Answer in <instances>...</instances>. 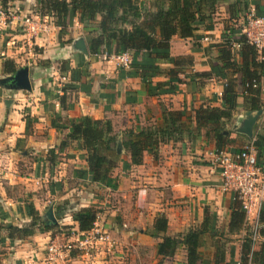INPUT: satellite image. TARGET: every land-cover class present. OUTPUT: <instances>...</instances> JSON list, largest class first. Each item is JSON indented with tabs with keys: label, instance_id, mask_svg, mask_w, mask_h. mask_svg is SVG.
I'll return each instance as SVG.
<instances>
[{
	"label": "crops",
	"instance_id": "crops-1",
	"mask_svg": "<svg viewBox=\"0 0 264 264\" xmlns=\"http://www.w3.org/2000/svg\"><path fill=\"white\" fill-rule=\"evenodd\" d=\"M232 1L216 4L212 29H199V39H170V57L190 58L191 66L178 73L179 82H168L165 73L152 78V95L138 77L128 73L131 69L119 71L111 63L89 56L88 35L76 15L62 30L47 22L46 31L39 33L29 48L20 22L23 15H35L36 2L18 0L6 7L11 18L0 27V79L14 73H3V62L9 60L15 70L27 67L30 90H7L0 85V178L7 179L9 187L19 186L29 203L12 199L0 188V223L16 227L26 224L29 218L24 203L31 205L41 220L51 207L56 227L48 232L34 231L19 240L5 239L8 252L0 259L1 264H39L40 254L50 239L65 231L73 235L78 232L70 213L81 208L96 211V224L116 242V251L102 262L72 253L66 264H186L182 246L171 258L155 256L159 238L150 236L153 220L163 214L165 235L173 237L198 228L204 210L215 216L217 233L202 236L198 264H212L216 239L225 243V264L240 256L242 229L227 233L230 214L239 208L231 193L221 191L220 177L211 158L219 151H238L247 141V132L264 137V113L256 116L257 111L243 109L242 94L237 92V107L231 118L219 126L225 141L219 148L215 146L214 126L197 129L193 119L194 110L200 106L220 107L224 81L206 74L209 66L216 63V45L222 42L223 26L231 24L227 7ZM255 1L264 11V0ZM138 4L145 10H154L153 0H138ZM235 22L241 25V18L235 17ZM204 35L208 42L200 41ZM78 39L83 40L87 55L73 50L72 43ZM234 58L238 61L236 54ZM62 61L67 62V68L78 70V79L71 82L68 78L64 84L69 87L61 105L57 77ZM160 66L172 68L170 64ZM65 75L68 77L69 73L66 71ZM212 77L216 79L209 81ZM156 84L161 86L156 88ZM161 109L184 112L180 138L159 143L155 156L143 152L141 164L128 168H123L122 163H129V158L121 149L105 185L91 182L87 175L79 176L86 164L77 142L68 143L59 153L55 149L66 134L65 130L51 127L55 116L62 121L82 116L109 121L120 142L121 133L126 130L136 132L159 126ZM51 149L55 155L53 165L46 161ZM17 159L22 167L29 165L28 170H23L27 176L12 174L22 172L16 167ZM260 214L264 228V205ZM253 250L257 252L259 245ZM251 264H264V259H255Z\"/></svg>",
	"mask_w": 264,
	"mask_h": 264
},
{
	"label": "trees",
	"instance_id": "trees-1",
	"mask_svg": "<svg viewBox=\"0 0 264 264\" xmlns=\"http://www.w3.org/2000/svg\"><path fill=\"white\" fill-rule=\"evenodd\" d=\"M18 0H0L1 8L5 9L10 3ZM36 13L39 16H52L54 25L62 30L76 15L83 31L88 35V54L93 57L98 53L118 54L125 51L132 52V61L129 74L139 78L146 92L152 95L154 87L151 79L163 73L168 76V82H179L178 73L183 67L191 66V60L187 57L172 58L169 55V41L173 36L179 39H199L196 32L199 29L210 31L212 29V15L215 6L223 0H153L154 10H145L138 4V0H34ZM226 1V0H224ZM252 7L253 16H264L262 7L255 0H233L227 7L230 25L223 26L222 42L217 47L216 63L209 66L207 76L214 75L224 81L220 97V107L200 106L194 110L193 119L197 129L214 126L215 146L224 143V136L219 129L225 121L231 118L232 112L237 107V92L242 94V108L247 111L261 109L262 98L260 90L251 87L264 75V62L257 60L255 49L247 44L240 35L241 25L244 22L248 8ZM241 18V25H236L235 17ZM235 41L239 48L235 53L229 48V42ZM140 54V58L137 56ZM234 54L238 57L235 60ZM170 64L172 68L164 69L160 65ZM63 65V66H62ZM61 74L69 73V81H77L76 69L67 68V62H60ZM3 73L15 72V65L6 60L3 62ZM64 67V68H63ZM64 70H63V69ZM119 71H122L121 69ZM161 84H156V88ZM69 85L62 88V96L59 103L64 101V93ZM155 88V89H156ZM183 111H170L161 109V123L153 128H145L133 132L126 130L121 133V149L128 155L129 163H122L123 168L141 164L143 152L155 156L159 143L166 140H178L184 125L181 120ZM51 127L55 130L66 131V134L55 149L59 153L68 143L77 142L79 148L84 151L83 160L86 170L79 176H88L90 181L105 185L109 175L118 160L116 153L117 139L112 131L109 121L93 119L82 116L75 119L62 121L55 116L51 121ZM255 146L258 156L264 152V137L256 136ZM47 162L54 164V149L47 151ZM29 223L16 227L10 224L0 225V230L5 237L1 239H23L37 232H48L55 225H47L41 222L40 217L27 205ZM238 208V207H237ZM261 215V214H260ZM71 220L76 223L78 232L88 231L96 217V211L92 208H81L70 213ZM58 219V218H57ZM243 216L240 210H232L228 223L227 233L239 232ZM261 222V217H260ZM263 223V222H261ZM166 218L158 214L151 227L150 236L159 238L155 245V256L171 258L179 246L183 247L186 264H198V248L204 234L215 236V216L204 210L203 220L198 228L189 229L183 235L169 237L165 235ZM62 228L61 230H63ZM63 232V231H62ZM259 234L264 236V228H260ZM212 264H225L224 244L216 239L214 242ZM259 250L250 252L248 240L242 239L240 247V260L246 264L250 255V264L253 260L264 259V241L259 242ZM230 255V251L228 252Z\"/></svg>",
	"mask_w": 264,
	"mask_h": 264
},
{
	"label": "built area",
	"instance_id": "built-area-1",
	"mask_svg": "<svg viewBox=\"0 0 264 264\" xmlns=\"http://www.w3.org/2000/svg\"><path fill=\"white\" fill-rule=\"evenodd\" d=\"M11 18V11L0 6V27H4L6 21ZM53 24L52 16L23 15L20 22V30L30 48L39 33L46 31V23ZM59 29V27H58ZM240 35L245 42L251 45L257 54V60L264 62V16H253L249 10L245 14L244 22L241 25ZM202 42H208V36L200 38ZM232 52L239 48L235 41L229 42ZM100 62L111 63L114 68L128 70L132 61V52L125 51L118 54L98 53L93 56ZM215 77L209 81L215 80ZM60 85L59 92L67 83L68 77L60 74L57 77ZM252 88H258L261 93V113H264V75L258 83L252 82ZM256 134L247 139L244 145L236 152H216L211 158V164L220 177V188L223 192L232 194V199L237 203L243 220L241 229L243 238L249 243L250 252L262 240L259 230L261 228L260 212L264 205V152L258 156L255 146ZM60 233L50 239L44 246L39 264H66L70 255L76 253L88 260L97 258L105 260L112 258L116 251V242L96 224V217L88 231L67 234ZM229 264H242L240 258L233 259ZM246 264H250L248 255Z\"/></svg>",
	"mask_w": 264,
	"mask_h": 264
},
{
	"label": "water",
	"instance_id": "water-1",
	"mask_svg": "<svg viewBox=\"0 0 264 264\" xmlns=\"http://www.w3.org/2000/svg\"><path fill=\"white\" fill-rule=\"evenodd\" d=\"M73 50L87 55L86 46L82 39H78L72 43ZM0 85L7 90H16V91H25L28 92L30 90V81L28 78V69L27 67H22L9 76L0 79ZM261 111L256 112V116L260 115ZM247 139L251 138V133H246ZM121 150L120 142L117 140L116 153H119ZM42 221L47 225H54L56 223L55 218L53 217L51 207H49L45 214L42 217Z\"/></svg>",
	"mask_w": 264,
	"mask_h": 264
},
{
	"label": "rangeland",
	"instance_id": "rangeland-1",
	"mask_svg": "<svg viewBox=\"0 0 264 264\" xmlns=\"http://www.w3.org/2000/svg\"><path fill=\"white\" fill-rule=\"evenodd\" d=\"M1 87V86H0ZM18 158V157H17ZM19 159H17L16 161H15V164H16V167L18 168V169H20V168H22L21 169V174L19 173V172H14V173H12V174H14L15 176H17V175H20V176H27L26 175V172L25 171H23V170H25V169H27L28 170V167H29V165L28 166H26V167H22L23 166V163H21L20 161H18ZM7 179H5V181H6ZM5 181H4V179H1L0 178V188H3L4 189V191H6V195H8V196H10L12 199H15V198H19V200H23V202H26V203H29V202H27V200H26V195H23V192H22V189L19 187V186H17V185H13V186H8L6 183H5ZM8 188H10V189H8ZM0 192H2L1 191V189H0ZM23 206L24 207H27L26 206V204H24L23 203ZM1 207V206H0ZM1 209V208H0ZM41 220V219H40ZM41 222H43L42 220H41ZM29 223V221L26 223V224H24L23 226H25V225H27ZM10 224V223H9ZM0 225H1V223H0ZM6 225H8L7 223L6 224H4V226H6ZM11 225V224H10ZM36 229V228H35ZM34 229V231H37V230H35ZM3 237H5V235H4V232L2 231V230H0V238H3ZM5 243V239H0V259L1 258H3L4 256H5V254L8 252V250H7V245H5L4 243ZM3 243V244H2ZM96 261H97V258H96ZM100 261V260H99ZM100 262H102V260L100 261ZM1 264V263H0Z\"/></svg>",
	"mask_w": 264,
	"mask_h": 264
}]
</instances>
